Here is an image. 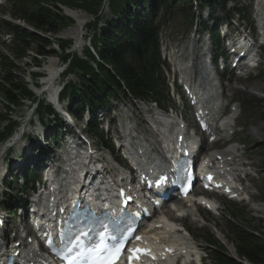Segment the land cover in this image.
I'll return each instance as SVG.
<instances>
[{
  "label": "trees",
  "instance_id": "trees-1",
  "mask_svg": "<svg viewBox=\"0 0 264 264\" xmlns=\"http://www.w3.org/2000/svg\"><path fill=\"white\" fill-rule=\"evenodd\" d=\"M101 0H13V13L35 30L55 34L60 29L71 24L61 9L55 4L73 6L83 9L93 17L88 28L99 29L93 46L98 61L90 51L86 50V59L77 55L62 54L63 61L70 57L65 74H74L78 82L67 81L62 96L68 100V108L79 115L84 107L91 110V119L94 120L93 110L102 102H106L116 93H123L121 81L129 94L142 100H153L158 103L165 101V86L161 75L157 54L158 25L171 13L182 12L190 15L192 0H107L112 19L101 21ZM198 4L212 8L223 5L225 0H197ZM48 5H52L50 8ZM158 18H160L158 20ZM70 20V21H69ZM14 32L19 44L13 48L14 55L21 59L26 56V49L34 44L32 60L39 64L37 57L50 54L46 50L48 39L36 33L29 32L18 26L8 27ZM67 42L59 40L63 51ZM33 93L20 76L16 75V66L13 60L2 56L0 61V101L5 110L11 105L19 104L24 98L32 97ZM42 109V106H41ZM50 112L47 106L44 108ZM7 120L5 114H0V124ZM11 125L0 131V140L11 130ZM94 125L88 127L94 132ZM229 222L231 237L236 258L247 264H264V233L261 236L247 230L242 225L245 214L233 211ZM258 229V228H257ZM206 242L214 247L213 264H243L227 254L221 243L209 234Z\"/></svg>",
  "mask_w": 264,
  "mask_h": 264
},
{
  "label": "rangeland",
  "instance_id": "rangeland-1",
  "mask_svg": "<svg viewBox=\"0 0 264 264\" xmlns=\"http://www.w3.org/2000/svg\"><path fill=\"white\" fill-rule=\"evenodd\" d=\"M248 3V2H246ZM246 3H240L238 6H244ZM60 9L62 14L67 18L71 19V23L69 25V28L65 27L63 28L64 30H61L59 32L60 37H64V33L70 32L73 29L76 28V31L79 32V26L78 23L74 20V18L66 13V10H72V11H77L80 12V14H84V26L86 25L87 22L91 21L93 18L91 15L87 14L83 9L79 7H73V6H62L59 2L55 3ZM50 8H52V5H48ZM242 6V7H243ZM7 5L5 3V6L2 5L0 7V12L4 13L7 11ZM100 16H101V25L103 24V21L106 19H112L113 16L109 13L108 9V1L107 0H101L100 1ZM202 19L205 20L207 17V10L204 9L202 11ZM217 16L223 18L224 15L221 11L217 10L216 14ZM6 16H1V20L8 21L5 19ZM70 21V20H69ZM190 21L185 18L184 16L178 14L173 17L172 21L168 25V29L162 33L161 35V41H162V46H161V52L163 53L164 51V46H168L169 44H172L174 46H180L181 44L187 42L189 38H193L194 40H198L197 36H193L192 34L195 32L194 29V24L193 22L192 27L190 26ZM0 22V26H1ZM11 25L19 26L24 30H27L32 33H36L37 35H46L50 36L49 33H45L40 30H35L26 24L22 23L20 20H13L10 22ZM68 30V31H67ZM2 31V30H1ZM84 32V29H83ZM73 33V32H70ZM64 34V35H63ZM67 35V34H66ZM78 38V36H77ZM87 44V43H86ZM34 44L30 45L29 50L26 53V56L23 57L22 59H17L13 54H11V42L8 37H2L1 32H0V56L6 55L10 56V58L13 60V63L16 66V75L20 76V78H25L29 79V74L31 71H37V72H47V68H49V65L47 64L49 60L56 61V56L57 53H53L51 56H46V57H40L42 59V66L41 68H36L33 65V60L32 57L34 55ZM79 49V48H78ZM75 49V52L80 54V50ZM86 54V52H85ZM58 61V60H57ZM200 61V60H199ZM197 61V62H199ZM47 77V76H46ZM72 79L73 76H71ZM243 81H237L233 80L231 76L225 77L224 84L228 85L232 84L233 86L242 89L241 92L240 90H230L229 88L225 87L223 92L225 95L236 101L235 104L238 105V124L239 128L241 129L239 132H237L234 136L233 139H241L243 140L240 146L238 147V155H242L243 153L246 156H243L241 159L249 161V165L246 166V169L250 171V175L247 177L248 181L252 184L255 189L252 188V186L249 188V192L254 194V197L251 198L250 201L242 203L241 205H245V210L247 212V215L245 216L246 218L243 219L242 225L244 226L245 229L252 231L254 234L261 236L262 233H264V208H258L257 206L261 207L264 206V52L261 53V58H260V65L259 68L255 71L252 72L251 76L243 79ZM43 80V79H42ZM75 80V79H74ZM39 81V80H38ZM122 99L121 97H119ZM174 100L177 102L178 106L182 110L183 107L180 106V102L177 99V97H174ZM122 100H118L117 104L120 105L122 108L126 107L123 105L121 102ZM114 103V102H113ZM130 105V103H128ZM141 110L145 109V106L136 103V106H132V109H134L135 113H137L138 108ZM33 110V107L29 104L27 100H24L21 104V106L17 108H12L11 111L13 112L14 115L11 117L19 122H21V125L18 127V132L22 128V124L25 123L28 119V115L31 113ZM4 111L3 106L0 101V112ZM15 112V113H14ZM36 120V116L33 115ZM190 116V115H189ZM3 143H0V149L1 145ZM243 163L241 160L238 161V166L239 164ZM236 165V164H235ZM237 166V165H236ZM246 183V182H244ZM219 210L218 213L212 214V213H207V211H200L201 213V218L191 220L189 216L186 218L182 219L183 224L187 225L190 229L191 232L194 235L201 236L203 234L204 229L206 228L207 230H210L214 232L216 238L219 239V241L222 243L224 246L226 252L230 256H234V249L233 246L231 245L229 240H226L225 236L229 235V231H227V228L225 226V223L221 220L220 218V211L222 209L226 210V206L224 207L223 201L219 202ZM199 210L201 208H198ZM257 209V210H256ZM203 210V209H201ZM200 212L198 211L197 216H200ZM205 225V226H198V225ZM199 227V229L195 230L194 227ZM258 228V229H257ZM189 242H191L192 246L196 247V252L198 255H204V252L200 251V248H202V245L200 242H196L195 240L192 239H187ZM202 246H201V245ZM205 260V259H204ZM202 259V263L204 261ZM195 264V263H192Z\"/></svg>",
  "mask_w": 264,
  "mask_h": 264
},
{
  "label": "bare ground",
  "instance_id": "bare-ground-1",
  "mask_svg": "<svg viewBox=\"0 0 264 264\" xmlns=\"http://www.w3.org/2000/svg\"><path fill=\"white\" fill-rule=\"evenodd\" d=\"M66 13L71 15L74 18V20L78 23L79 27H81L83 25V23L85 21L84 20V17H85L84 14H80V12L72 11V10H66ZM181 66H184V62L181 63ZM242 68H243V66H242ZM52 70H53V68L50 69V71H49L50 74L53 73ZM54 75L55 74H53L51 77H53ZM227 88H229L231 91L232 90H240V92H241V90H242V89L237 88V87H235V86H233L232 84H229V83L227 85ZM150 137H153V135H150ZM150 146H151L150 139L148 140V142H144V140L142 141L141 148H144L145 151H146V152L145 151L143 152V158H145V159L153 158V156L149 155V153L147 151V150L150 149L149 148ZM238 151H240V150H238ZM151 152H150V154H151ZM218 154L221 155V158H223L224 160H231V161H233L234 165L236 164L238 166V161H240V158H238L237 150H235L234 148L223 150V151L217 153V155ZM212 157H214V156H212V155L207 156V163L212 160ZM228 158H230V159H228ZM239 165H242V164L240 163ZM205 204H208L209 207L211 208V210L214 209V205H213L212 201H210V202L207 201V202H205ZM259 205L260 206H257L258 208H264V206L261 207V204H259ZM185 211L187 213H189L192 216L193 219L198 214V210L195 211L192 208H186ZM157 223L160 224V227L156 228L154 230V232H153V235H152V238H153V241H154L155 244L160 243L161 241H164L165 238H173V235H175L174 229L176 227L184 226L183 229H184V231L186 230L185 225L182 223L181 220H178V219H169L168 218L167 220L157 221ZM172 244L177 249H183L184 245H185L184 238H182L179 235H177L176 237L173 238Z\"/></svg>",
  "mask_w": 264,
  "mask_h": 264
},
{
  "label": "snow or ice",
  "instance_id": "snow-or-ice-1",
  "mask_svg": "<svg viewBox=\"0 0 264 264\" xmlns=\"http://www.w3.org/2000/svg\"><path fill=\"white\" fill-rule=\"evenodd\" d=\"M138 239H139V237H138ZM119 252H120V248L118 247L115 249V252L111 254L112 258L108 259L106 261H103L102 264H114V260L119 255Z\"/></svg>",
  "mask_w": 264,
  "mask_h": 264
}]
</instances>
